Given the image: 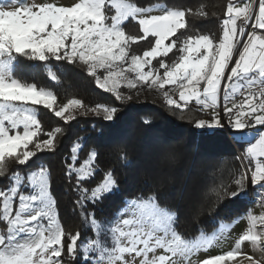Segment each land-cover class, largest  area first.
<instances>
[{"label":"snow or ice","instance_id":"obj_1","mask_svg":"<svg viewBox=\"0 0 264 264\" xmlns=\"http://www.w3.org/2000/svg\"><path fill=\"white\" fill-rule=\"evenodd\" d=\"M191 12L159 3L140 6L137 0H73L67 6L54 0L0 4V178L8 182L0 187V222L6 225L0 230V264H63L65 250L74 259L79 257V264H133L125 259V254L133 253L141 258L139 264H188L193 253L210 249L232 226L214 220L219 226L211 233L201 228L198 234L185 236L178 231L175 211L149 192L126 197L114 219L97 220L87 205L95 207L114 195L119 181L115 170L108 169L93 185L99 171L94 163L98 153L92 148L77 167L83 147L77 141L70 149L66 177L75 181V203L92 232L78 246L80 233L66 232L60 222L48 168L41 164L22 174L20 170L10 172L9 164L28 168L37 152L56 148V137L63 130L56 127L44 133L35 106L67 122L74 117L65 113L83 105L79 99H70L55 108L51 90L14 75L21 58L45 65L51 61L79 63L100 89L118 100L121 85L174 86L183 103L165 91L169 105L187 108L194 101L202 110L211 111L209 120L195 122L202 134L227 128L237 144H247L238 157L243 165L234 179L238 191L230 193L231 197L247 198L249 184L256 195L264 197V0L241 7L228 3L219 36L185 35L181 40L177 33L186 29V14ZM126 22H135L139 32L129 35ZM139 41L147 42L149 48L142 55H130V45ZM173 49L179 55L173 53L175 59L168 63L165 58ZM153 60L158 67H153ZM127 72L135 78L130 79ZM49 77L57 80L51 71ZM89 110L102 111L105 121H113L116 113L104 105ZM42 135L47 138L41 139ZM125 158L126 154L121 156ZM246 218L248 227L233 249L206 257L200 264H226L241 254L246 241L253 247L264 244V230L256 231L258 222L264 225V214L255 216L249 210Z\"/></svg>","mask_w":264,"mask_h":264},{"label":"trees","instance_id":"obj_2","mask_svg":"<svg viewBox=\"0 0 264 264\" xmlns=\"http://www.w3.org/2000/svg\"><path fill=\"white\" fill-rule=\"evenodd\" d=\"M137 3L140 6L159 3L182 10L191 9L192 12L186 14V29L177 33L183 40L185 35L219 36L229 0H137ZM125 30L129 35L139 32L135 22H126ZM148 48L147 42L139 41L130 45L129 53L142 55ZM173 53L179 55L173 49L165 58L166 62L171 63L175 59ZM152 65L158 67L157 61L153 60ZM49 71L57 76V80L50 79ZM14 75L23 82L51 90L56 96L54 107L57 109L70 99L82 102V107H72L65 113L74 117L67 122L43 106L35 107L44 133L56 127L63 130L56 137V148L37 152L28 168L9 164L10 172L20 170L22 174L41 164L48 168L60 222L66 232L80 233L78 246L92 237V232L75 203V181L69 182L66 177L70 149L77 141L83 146L78 153L77 167L92 148L98 153L94 163L99 171L93 185L108 169L115 170L119 181V191L114 195L95 207L87 205V211H94L97 220L114 219L126 197L142 192L156 193L160 202L177 214L178 231L185 236H193L201 228L209 232L217 227L214 220H233L251 202L230 195L238 191L234 179L242 167L224 129L202 134V130L195 126L197 120H209L211 111L198 109L192 104L187 108L169 105L161 90L139 82L134 88L121 85L122 98L118 100L115 94L100 89L79 63L51 61L45 65L44 62L21 58ZM128 75L130 79L135 78L133 73ZM97 105L115 108L114 120L105 121L102 111L96 114L89 110ZM46 138L41 136V139ZM234 143L242 154L244 145ZM32 147L29 145L30 149ZM124 154L126 158L121 159ZM7 183L5 178H0V187H6ZM5 227L0 222V230ZM62 259L63 264H79V257L74 259L66 250Z\"/></svg>","mask_w":264,"mask_h":264},{"label":"rangeland","instance_id":"obj_3","mask_svg":"<svg viewBox=\"0 0 264 264\" xmlns=\"http://www.w3.org/2000/svg\"><path fill=\"white\" fill-rule=\"evenodd\" d=\"M3 2H6V4H3L4 6H8L10 0H0ZM27 3H41V2H53V0H25ZM58 5H70L73 0H54ZM252 0H229V3H232L234 7H241L244 3H251ZM258 3V0H257ZM2 4V3H1ZM228 5V4H227ZM157 14V13H154ZM147 70V68H146ZM128 77V74H131V72L125 73ZM162 74V70H161ZM134 75V73H133ZM135 76V75H134ZM144 83V82H139ZM147 84V83H145ZM149 85V84H147ZM150 87V86H149ZM154 88H157L161 90L163 93L165 91H168L169 95L172 96V98L176 99L178 103H183L179 101V92L174 86L165 85L163 89L158 88L157 86H151ZM37 107V106H35ZM37 109V108H35ZM232 137V136H231ZM247 147V144H244V148ZM246 163V161L244 162ZM243 170V169H242ZM251 211L253 215L260 216L261 214H264V199L260 202L257 201H251L247 203V209L241 214L236 216L233 220L229 221L228 223H231V228L227 231V234L220 237L214 246H212L207 251H199L196 253H193L189 257L188 264H200V261L203 260L206 257L209 256H215L220 255L222 253H225L229 250H232L235 246V243L238 239V237L246 231L248 227V221L246 218V213L248 211ZM238 217H244L242 219H237ZM233 221H235L233 223ZM219 225H217L218 227ZM216 228V227H215ZM214 229L209 231L208 233H211ZM262 230H264V225H261L259 222L256 225V231L257 233H260ZM157 254H160V251L158 250ZM151 255V254H150ZM133 257H135V254H125V259L133 262V264H139L140 257H135L133 261ZM251 257V259H249ZM253 261H258L259 264H264V244H260L257 247H253L251 242H243L241 245V254L236 256L234 259H230L226 261V264H252ZM178 264H184L183 261H178Z\"/></svg>","mask_w":264,"mask_h":264},{"label":"built area","instance_id":"obj_4","mask_svg":"<svg viewBox=\"0 0 264 264\" xmlns=\"http://www.w3.org/2000/svg\"><path fill=\"white\" fill-rule=\"evenodd\" d=\"M240 98H241V97H240L239 95H237V97H236L237 101H238ZM189 104H192V105H194L195 107H197L198 109H201V107L198 106V105H196L194 101H193V102H190ZM230 139H231V141H232V143H233V145H234L235 150H236L237 152H240L239 148L236 146V144L234 143V141H233V139H232L231 136H230ZM240 153H241V152H240ZM240 163H241V161H240ZM241 167H242V169H243V165H242V163H241ZM247 190L249 191V194H250V195L246 198L247 200H249V201H257V202H260V201H262V200L264 199V197L256 195V191H257V190L253 189L252 186H251L250 184L248 185Z\"/></svg>","mask_w":264,"mask_h":264},{"label":"water","instance_id":"obj_5","mask_svg":"<svg viewBox=\"0 0 264 264\" xmlns=\"http://www.w3.org/2000/svg\"><path fill=\"white\" fill-rule=\"evenodd\" d=\"M224 131H225V134H226V136L228 137V139L230 140V142L232 143V141H231V139H230V136H231V134L228 132V130H227V128H225L224 129ZM237 152V151H236ZM237 154H238V156H240L241 155V153L240 152H237Z\"/></svg>","mask_w":264,"mask_h":264}]
</instances>
